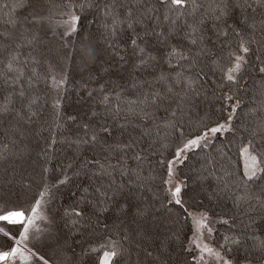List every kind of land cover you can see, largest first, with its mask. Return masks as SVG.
Masks as SVG:
<instances>
[{"label": "snow or ice", "instance_id": "obj_1", "mask_svg": "<svg viewBox=\"0 0 264 264\" xmlns=\"http://www.w3.org/2000/svg\"><path fill=\"white\" fill-rule=\"evenodd\" d=\"M16 5L28 10L23 22L12 15ZM84 20L90 26L99 23L104 50L113 66L127 72L129 88L109 79L88 89L100 45L91 32L78 45L63 39L81 35ZM53 24L63 29L55 57L51 49L43 50ZM0 29V120L10 116L9 128L17 137H27L35 125L47 133L37 153L40 183L31 201L9 206L0 200V264H50L34 241L45 231L40 224L49 222L45 212L55 192L81 174L89 183L79 187L80 199L61 218L69 233L86 238L87 251L97 254L95 264H121L126 252L131 256L125 242L151 235L147 228L123 233L131 208L119 197L132 187L149 189L157 179L167 202L162 206L189 225L185 251L191 264H255L257 259L264 264V93L254 94L243 112L238 95L248 67L255 63L264 73V0H13L11 5L0 0ZM24 47L28 54L21 59ZM68 61L79 70L87 98L98 100L96 109L89 105L75 115L63 111ZM37 66L43 71L37 73ZM209 72L218 79L210 80ZM143 73L152 79H140ZM33 82L43 88L37 91ZM209 88L220 102L216 115L206 112L193 121L188 113ZM121 117L117 138L110 121ZM137 125L141 130L133 135ZM225 134L229 144L218 156L205 152ZM234 140L244 161L239 172L224 160V149ZM64 147L70 156L57 151ZM197 151L205 154L198 180L214 185L209 200H231L229 213L197 202L179 178L177 169ZM9 154V144L0 142V160ZM154 155L161 171L145 173L142 164ZM117 176H127L128 182L118 183ZM153 209L154 203L141 197L133 219L146 218ZM217 225L228 234L218 235Z\"/></svg>", "mask_w": 264, "mask_h": 264}, {"label": "trees", "instance_id": "obj_2", "mask_svg": "<svg viewBox=\"0 0 264 264\" xmlns=\"http://www.w3.org/2000/svg\"><path fill=\"white\" fill-rule=\"evenodd\" d=\"M11 5L13 0H7ZM61 0H53L54 4H59ZM9 9H4V13H7ZM28 10L19 8L16 5V12L12 15L19 16L23 22L24 17L27 15ZM240 13L234 14L233 19L238 20ZM54 19H59L53 13ZM257 20L260 19L257 14ZM232 21H230L231 23ZM84 27L81 29V35L64 37V41L71 40L73 44L78 45L82 39L88 38V33H93L94 42H98L101 48L99 57V63L94 65L91 69L93 74V80L88 84V89H97L99 83H107L110 79L114 84H123L125 88H129L127 83V72L123 71L118 66H113L115 61L110 59L107 51H105V43L100 34L96 31L99 27V23L89 25L88 20L82 21ZM2 30V29H0ZM62 28L56 27L53 24L51 30L48 31L47 36L43 42V50L47 52L51 49V55L55 57L56 53L61 50V37L60 32ZM2 50V46H0ZM21 59H24L28 54L27 47L19 50ZM7 55V53H5ZM104 69L108 71L105 72ZM27 72L28 70L25 69ZM37 73L43 71L39 66L36 67ZM65 71L69 74V86L64 93L65 99L62 101L63 111L69 115L83 114L88 110V106L91 105L93 109H96L98 100H89L85 95V91L79 87L83 81L80 80L79 70H76L71 65V61H68ZM208 71V68H205ZM87 76V73H85ZM99 77H103L102 80H98ZM140 79H152L148 73H143ZM210 80H217L218 76H213L209 72ZM75 82V83H74ZM241 87L238 92L239 98L242 100L241 112L245 111L251 97L254 94L264 93V73L258 71V66L253 63L247 68L243 75V79L240 82ZM5 88H10V85H4ZM33 88L39 91L43 88V84H36L33 82ZM5 95H8L5 92ZM196 107L193 108L188 116L193 121L198 117L204 116L205 113L216 115V108L219 106V101L215 100L212 96L211 88L201 96L196 102ZM100 111H103V107H100ZM187 119V117H186ZM10 116H6L3 120H0V142L8 143L10 147V153L7 158L0 160V200L10 202L9 206L15 204H26L31 201L33 195L37 190V186L40 183V168L37 165V153L44 145V136L46 132L39 127V125L33 126L35 131L30 133L27 137L21 138L13 135L9 128ZM14 123V121H13ZM123 118L110 121V125H114V134L119 138L120 125L123 124ZM141 125H137L133 131V135L139 134ZM187 134V132H186ZM126 138V137H125ZM23 139V143L20 140ZM16 143V147L12 148V143ZM214 147L210 146L205 152L218 156V150L229 144L228 134L221 136L214 142ZM239 141L234 140L230 147H225L227 157L224 158L227 165L231 170L237 172L243 169V163L241 157L237 152V145ZM158 146V145H157ZM60 152L61 157L70 156L71 150L67 147L63 148ZM158 155L150 156L147 161L142 164L144 172L147 173L150 169H154L156 173H159L161 169L157 165ZM130 165L135 168V163L129 161ZM205 164V154L199 151L189 154V158L185 165L177 169L180 179H184L188 183L189 195L195 196L197 202L203 200V203L207 207H211L216 211L223 213H229L231 209V200L227 197H221L217 199H208V193H211L214 189V185L210 186L209 181L198 180V172ZM51 167V164L49 165ZM71 175V172L69 173ZM73 183H69L67 186H61V188L55 192L53 199L47 206L45 214L49 217V222H42L40 227L45 231L38 234L39 238L34 241L37 247L41 248L44 253L50 258V264H95L96 253L88 252L89 244L86 238L81 237L75 232L69 233L68 228L65 226V221L62 219L63 210L68 208L76 200L80 199L81 192L78 190L81 185L87 187L89 181L83 174L73 177ZM117 182H128V177L117 176ZM159 194V198H157ZM143 197L145 201H152L154 203V209L152 213L146 218L133 219L135 211V205L140 203V198ZM121 203H128L131 211L127 217L124 218L121 225L123 233L132 235L133 232L147 228L151 235H145L143 240L139 237L135 238L133 242H125L124 247L131 249V256L125 253L122 258L121 264H191V257L185 251L187 244L186 236L190 235L188 232L189 225H186L181 218L180 222L176 221V214L173 212L170 217L169 211L165 209L163 204L166 205V201H163V190L159 187V180L157 179L149 189L143 187L137 189L132 187L129 192L125 190L123 197H119ZM143 206V205H141ZM169 208L171 206H168ZM257 219H259L257 217ZM111 223V219L108 221ZM102 226V225H101ZM219 230L218 235H227L225 226L217 225ZM75 252V255H73ZM151 253V255H148ZM255 264H262L257 259Z\"/></svg>", "mask_w": 264, "mask_h": 264}, {"label": "rangeland", "instance_id": "obj_3", "mask_svg": "<svg viewBox=\"0 0 264 264\" xmlns=\"http://www.w3.org/2000/svg\"><path fill=\"white\" fill-rule=\"evenodd\" d=\"M241 160H242V163L244 164V161H243V159L241 158Z\"/></svg>", "mask_w": 264, "mask_h": 264}]
</instances>
